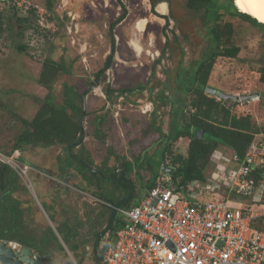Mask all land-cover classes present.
<instances>
[{
    "label": "rangeland",
    "instance_id": "rangeland-1",
    "mask_svg": "<svg viewBox=\"0 0 264 264\" xmlns=\"http://www.w3.org/2000/svg\"><path fill=\"white\" fill-rule=\"evenodd\" d=\"M31 1L45 4V0ZM167 1V10L162 12L156 5L158 2L152 6L150 0H52L46 20L48 27H41L29 13L25 14L26 21L18 23L16 17L20 15L9 8L3 9L0 12L3 19L0 147L12 148L24 129L21 118L31 120L39 108L35 98H45L50 92L53 100L61 104L64 86L68 85L82 96V101L78 98L75 101L85 108L83 141L70 152L58 144L45 148L28 146L24 149L27 152H21V162L34 166L38 164H34L33 157L42 160L51 157L61 168L57 174L64 183L68 177L90 196L113 198L118 189L114 181L105 182L102 178L98 181L88 168L80 167V161L91 163L98 171L107 169V176H103L110 177L113 173H121L124 163L133 161L136 156L146 154L150 161L161 160L163 144L157 143L159 134L151 127L153 123L167 130L169 108L162 103L161 97L173 91L179 68H188L202 58L207 45L206 30L214 24L211 21L206 27L202 26L198 14L184 9V0ZM123 13L124 18L113 29L115 52L111 66L97 79L96 74L110 51L109 26ZM156 14L166 15L168 22ZM141 20L146 21L142 28L138 25ZM222 22L231 23L230 44L238 46L239 52L235 58H216L207 85L236 96L225 103L231 114H248L261 128L255 136L264 140V83L259 81L264 71V29L235 16L224 15ZM19 45L25 46L24 52L17 51ZM48 61L62 63L67 70V73L56 75L51 90L37 82L42 64ZM187 145V138H179L172 144V152L186 155ZM220 149L230 155L228 148ZM73 155L75 158L71 157ZM167 156L164 164L168 165ZM65 160L70 165L66 166ZM211 162L210 159L209 166ZM138 174L133 170L128 176L135 186L132 204L150 176L149 170L144 169ZM84 175L89 177L91 184L83 179ZM29 192L18 194L33 207L28 214L29 227L42 234L51 224L38 201L29 198ZM69 196L65 198L68 203ZM80 200L79 197L76 204H70L72 216H77ZM109 235H113L111 231ZM101 239L93 238L92 241L98 240V249L108 244L106 239ZM93 256V248L87 252L80 244L76 254L63 247L44 258L48 257L50 264H77L76 259L80 264H95Z\"/></svg>",
    "mask_w": 264,
    "mask_h": 264
},
{
    "label": "trees",
    "instance_id": "trees-1",
    "mask_svg": "<svg viewBox=\"0 0 264 264\" xmlns=\"http://www.w3.org/2000/svg\"><path fill=\"white\" fill-rule=\"evenodd\" d=\"M150 2L153 6L155 0H150ZM42 5L50 9L52 0H45V4ZM184 9L198 14L202 26L206 27L211 21L214 24L206 30L207 45L202 58L188 68H179L174 78L173 91L168 96L161 97L162 103L169 108L167 130L163 131L153 123L151 126L159 134L157 143L163 144L161 160L150 161L147 159L148 155L142 154L136 156L133 161L124 163L121 175L125 177L132 169L137 174L142 169L149 170L150 176L142 189L151 188L154 185L155 177L160 170L159 167L161 168V165L164 164L166 155H168L170 163L164 164V169L171 168L170 175L175 184L183 185L191 180L206 181L210 178L215 166L213 161L209 166L210 156L214 150L228 148L230 153H234L238 159H242L254 135L261 132V128L252 121L248 114L241 116L231 114L229 106L225 103L232 97L219 98L207 93L206 88L216 58H235L239 52L238 46L230 44L233 36L232 25L229 22L223 23L222 17L224 15L239 17L261 29H264V23L239 11L233 0H184ZM29 14L33 16L32 13ZM123 15L124 13L109 26L110 51L103 66L96 74L97 79L111 66L115 52L113 29L124 18ZM156 15L168 22L167 16ZM26 19H28L27 16L16 17L18 23H22ZM2 32L3 19L0 15V34ZM24 50V45L17 46V51L24 52ZM59 72L67 73L64 64L55 61L44 62L37 82L51 90V83ZM259 81L264 83V71L260 73ZM49 93L45 98H35L39 103V108L31 120L21 118L24 129L16 137L12 148L5 150L0 147V149H4L8 154L17 151L19 159L21 152L28 146L45 148L58 144L63 146L67 152L74 148L73 143L80 138L81 134L80 117L82 114V107L76 103L75 98L82 101V96L77 95L71 86L65 85L63 102L60 104L55 102ZM179 138L188 139L186 155L172 152L171 146ZM90 175L98 180L95 173L90 172ZM116 176L114 174L113 178ZM83 177L90 181L89 177L88 179L86 176ZM113 181L114 185H121L126 191L125 193L130 191L131 180ZM26 191L27 189L17 174L9 166L0 164V239L15 241L22 246L37 250L41 257L49 256L51 251L63 250V246L52 228L46 227L42 234H37L29 227L28 214L33 207L18 194L19 192L26 193ZM98 197L106 198V195ZM126 206L130 205L128 203L122 205V207ZM117 215L120 218L116 217L114 220L110 229L112 234L126 223V220L118 213ZM57 232L69 250L76 254L78 244L70 242L69 238L59 230ZM112 241L110 240L108 244ZM94 247L92 260L95 264H101L102 249H98V244H95ZM44 260L50 264L48 257ZM76 262L80 264L77 259Z\"/></svg>",
    "mask_w": 264,
    "mask_h": 264
},
{
    "label": "built area",
    "instance_id": "built-area-1",
    "mask_svg": "<svg viewBox=\"0 0 264 264\" xmlns=\"http://www.w3.org/2000/svg\"><path fill=\"white\" fill-rule=\"evenodd\" d=\"M5 8L17 17L32 13L48 27L42 4L0 0V12ZM255 135L242 159L214 150L215 166L206 181L177 185L163 165L135 204L117 209L126 223L102 246L101 264H264V140ZM17 155L0 149V164L32 194V175L43 173Z\"/></svg>",
    "mask_w": 264,
    "mask_h": 264
},
{
    "label": "crops",
    "instance_id": "crops-1",
    "mask_svg": "<svg viewBox=\"0 0 264 264\" xmlns=\"http://www.w3.org/2000/svg\"><path fill=\"white\" fill-rule=\"evenodd\" d=\"M24 151L27 152L26 150ZM33 159L34 164L38 165H30L39 169L43 174L32 175L33 192L29 195V197L35 198L38 201L37 203L39 204L41 211L47 218V221L51 224L52 230L58 237L59 242L62 244L64 249L69 248L63 242L57 230H59L63 235L69 238L70 242L77 243L78 248L80 247V244H83L87 252H90L91 248H93L94 250V245L98 244V240L100 238H102L101 240L106 239L105 242L113 240L114 233L112 236H110L109 233H105L101 237H99V234L108 223L111 211L109 205L110 202L115 203L116 201L125 197L127 193H125L126 191L124 190V188L119 184L115 185L118 186V189L117 195H115L113 198L106 196V198L101 199V197L98 196H90L87 193H84V190L86 191V189L78 187V184L71 182L68 177H66L67 182L64 183V179L61 177V175L57 174V171H60L61 168L58 167L57 163H55L51 157H46L44 160H42L41 158H36L35 156L33 157ZM64 163L66 164V166L69 165V162L67 160H65ZM83 163L79 162L78 164L83 169H87V167L93 169V171L90 169V171H88L95 173L98 179H103V177L107 176V169L100 168V170L98 171L91 163H84L85 165H87V167ZM120 168L121 165L119 166V169ZM132 171L133 169L126 175V178L128 180H130L128 176H130ZM103 174L105 176H103ZM116 175L120 176L121 173ZM84 176H86L88 179L87 175ZM120 177H122V175ZM83 179L85 180V177H83ZM87 181L89 184H91L89 180ZM104 181L107 182L106 180ZM68 194L70 195L68 197L69 203L66 202L67 199H65ZM79 197L82 198V200H80L81 202L79 201L77 206L78 214L77 216H72V214L70 213V210L72 209L70 208V204H76L77 198L79 199ZM59 201L61 207L59 206ZM130 201L127 202L129 205L132 204L130 203ZM93 238H97L98 240H95L94 243H92ZM85 260H88V257H85Z\"/></svg>",
    "mask_w": 264,
    "mask_h": 264
},
{
    "label": "water",
    "instance_id": "water-1",
    "mask_svg": "<svg viewBox=\"0 0 264 264\" xmlns=\"http://www.w3.org/2000/svg\"><path fill=\"white\" fill-rule=\"evenodd\" d=\"M158 3L165 2V0H158ZM206 92L212 95H216L219 98H228V97H236L233 95L226 94L222 91L216 90L212 87H207ZM84 102V100H83ZM85 116V108L84 104L82 107V114L80 119V128L81 134L80 138L73 143L74 147H77L81 144L84 139L83 135V118ZM81 162V161H80ZM87 167V165H85ZM164 166H161L160 169H163ZM88 168V167H87ZM93 171V169L88 168ZM170 168H166V172H170ZM123 181L128 180L125 176L120 177ZM133 184H131L130 191L126 194L125 197L116 201L115 203L110 202V215L109 220L105 228L100 232L99 237L103 236L105 233H109L112 224L114 223L115 217L117 215V209L120 208L123 204L130 201L132 193H133ZM0 264H49L42 260V257L38 254L37 250H33L27 246H21L18 250L12 249L7 245V240H0Z\"/></svg>",
    "mask_w": 264,
    "mask_h": 264
},
{
    "label": "bare ground",
    "instance_id": "bare-ground-1",
    "mask_svg": "<svg viewBox=\"0 0 264 264\" xmlns=\"http://www.w3.org/2000/svg\"><path fill=\"white\" fill-rule=\"evenodd\" d=\"M233 3L239 11L249 14L259 22L264 23V0H233ZM156 5L159 11L167 10L165 2ZM145 23V20H141L138 25L142 28Z\"/></svg>",
    "mask_w": 264,
    "mask_h": 264
},
{
    "label": "flooded vegetation",
    "instance_id": "flooded-vegetation-1",
    "mask_svg": "<svg viewBox=\"0 0 264 264\" xmlns=\"http://www.w3.org/2000/svg\"><path fill=\"white\" fill-rule=\"evenodd\" d=\"M157 0H155V2H156ZM167 1V0H166ZM168 2V1H167ZM166 16V15H165ZM164 164H162L161 166H163ZM89 168V167H88ZM167 168H170V167H167ZM171 169V168H170ZM121 176V175H120ZM120 176L119 175H117L115 178H113V174L110 176V177H103V179H105V180H110V181H113V180H119L120 179ZM113 179V180H112ZM128 181H130V180H128ZM132 184V183H131ZM134 190V189H133ZM128 193V192H127ZM42 260L43 261H45L44 260V257H42Z\"/></svg>",
    "mask_w": 264,
    "mask_h": 264
},
{
    "label": "clouds",
    "instance_id": "clouds-1",
    "mask_svg": "<svg viewBox=\"0 0 264 264\" xmlns=\"http://www.w3.org/2000/svg\"><path fill=\"white\" fill-rule=\"evenodd\" d=\"M122 207V206H121ZM1 240V239H0ZM12 242H15V241H12ZM18 243V242H17ZM21 245V244H20ZM22 246V245H21Z\"/></svg>",
    "mask_w": 264,
    "mask_h": 264
}]
</instances>
